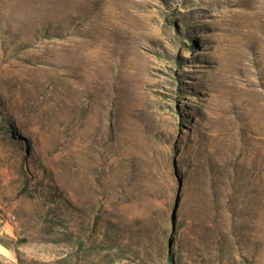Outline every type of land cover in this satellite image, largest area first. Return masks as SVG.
<instances>
[{
    "label": "rangeland",
    "instance_id": "rangeland-1",
    "mask_svg": "<svg viewBox=\"0 0 264 264\" xmlns=\"http://www.w3.org/2000/svg\"><path fill=\"white\" fill-rule=\"evenodd\" d=\"M0 236V264H264V0H0Z\"/></svg>",
    "mask_w": 264,
    "mask_h": 264
},
{
    "label": "trees",
    "instance_id": "trees-1",
    "mask_svg": "<svg viewBox=\"0 0 264 264\" xmlns=\"http://www.w3.org/2000/svg\"><path fill=\"white\" fill-rule=\"evenodd\" d=\"M50 221H52V220H50ZM1 238L2 237L0 236V244L10 249V246L5 241H3V239H1ZM168 248H169V246H168ZM166 257L170 263H174V253L172 254L170 249H168Z\"/></svg>",
    "mask_w": 264,
    "mask_h": 264
}]
</instances>
